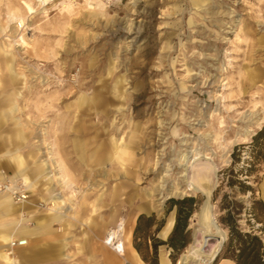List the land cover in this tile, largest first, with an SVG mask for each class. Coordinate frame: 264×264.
<instances>
[{
	"label": "rangeland",
	"instance_id": "1",
	"mask_svg": "<svg viewBox=\"0 0 264 264\" xmlns=\"http://www.w3.org/2000/svg\"><path fill=\"white\" fill-rule=\"evenodd\" d=\"M73 1L75 6L67 10L60 4L42 10L36 0H0V112L7 111L4 95L12 92L16 106L8 113L19 119L25 137L15 136L16 124L9 117L2 119L1 179L22 176L12 177V163L3 154L7 148L19 147L31 166L48 155L50 161L49 147L53 151L56 145L73 188L80 190L73 194V188L53 180L48 192V182L31 172L36 187L26 189L25 203L12 201L21 207L7 217L31 227L35 218L50 212V197L59 195L69 198L61 208L66 221L51 223L57 238L47 241L56 248L45 260L23 262L17 257L14 264H101L94 252L105 230L99 228L98 217L86 223L78 203L82 193L90 200L99 189L109 192L115 186L122 190L121 202L102 211L118 209L120 217L131 220L135 215L129 220L132 245L137 217L155 216L151 227L142 220L137 239L142 247L149 246V261L151 244L170 234L159 233L170 214L175 219L171 198L195 200L189 241L175 264L199 244L208 218L212 238L221 242L224 237L225 244L228 229L218 219L217 198L222 196L242 208L239 227L264 239V136L252 142L264 126V0ZM9 11L23 18L27 30L15 27L18 17L10 21ZM21 35L28 45L20 43ZM80 96L93 104L80 105ZM98 142L117 159L103 167V176L100 167L80 173L83 162L72 149L83 154ZM16 159L25 164L22 157ZM55 164L50 161L54 174ZM113 166L121 167L125 178L111 176ZM236 179L250 184L253 195L241 191ZM15 182L21 184L20 179ZM147 202L149 212L135 211ZM212 240L205 250H211ZM221 248L209 264H233L223 258ZM169 252L159 245L156 264L161 258L172 264ZM189 258L187 264L192 263Z\"/></svg>",
	"mask_w": 264,
	"mask_h": 264
},
{
	"label": "crops",
	"instance_id": "2",
	"mask_svg": "<svg viewBox=\"0 0 264 264\" xmlns=\"http://www.w3.org/2000/svg\"><path fill=\"white\" fill-rule=\"evenodd\" d=\"M4 96H5L4 99L6 102L3 104V106L6 107L7 111L2 110V112H0V122L2 121V119L8 120V117H9L16 124V130L14 131V133L16 134L15 136L19 139H24L25 137L23 136L22 129L19 125V119L15 118L9 114V113H12L15 111V106H16L15 95L12 92H8ZM8 111H9V113H8ZM98 143H99V145H97L93 148L91 146L88 147V150L83 152V154L76 151V150H73L71 148L74 156L76 158L77 157L81 158V160L83 162V167L81 168L80 173L83 170H85V168H87L90 171V173H91V171L98 172V170H96V168L100 167L101 170H99V171H100V174L103 176L105 174L103 167L107 163H113L115 158L117 159V156H115V154L113 152H109L108 150H105L100 145V142H98ZM46 153H47V150H46ZM3 154L6 155L8 160L12 163V168L14 170V174L12 177H14L16 174H22V176H15L14 178L16 180L17 179L23 180L22 177L26 176L31 181V183L36 187L37 178L36 177L34 178L32 173L37 174L38 177H40V178H42L48 182V185L45 187L48 190V192L52 188L51 182L53 180L57 181L53 177V174L56 171V169L53 170L51 168L50 161H49V155H48V159L44 158V159H41L39 161L35 160V161H33V165L29 166L27 164L26 157L21 153L20 148L17 146H13L12 148H7L3 152ZM79 154L81 156H79ZM88 154L91 155V157H92L91 162H89V163L87 162L88 161ZM18 157H22V159L25 161V164H23V166H22L23 169L21 172L18 171V168L16 167L15 162H14V160ZM52 157H54V159H56V160H58V159L64 160V158L62 157V154H60V150H57L56 145L53 146ZM64 164L66 165L67 174H68V177L70 178L69 181H70V183L73 184V182H71L72 181L71 177H70L71 175H69V174H71L69 171L70 169H69L68 165L66 164V162ZM118 165H120V164H118ZM120 166H122V165H120ZM112 169L113 170L110 173L111 176H117L118 175V176L125 178V176L122 175L120 172L121 167L113 166ZM2 176H4V175H0V179L2 178ZM64 186H66V185H64ZM70 187L71 186H69L67 188H70ZM34 188H30V190L34 189ZM99 190L100 191L98 193H96L94 195V197L91 198L90 200L88 199V195L83 194L82 193L83 191H82L81 192L82 194L80 195V200L78 203V208H79L78 210H79L80 214H84L86 216L84 218L86 223H92L94 221V217L99 218V224H100L99 228L105 230V233L103 234V237H104V235L106 234V232L109 229H112V228L117 226L121 217L119 216L120 213H119L118 209L109 210L108 213H104V211H102L103 207L104 206L106 207V206L110 205V203H113L115 201L121 202L119 199V196L122 193V190L120 187H117V186L112 188L109 192H106L105 189H103V188L99 189ZM69 197H71V196H69ZM130 198H132V196H129V199ZM50 200H54L57 203V206H55L54 211L48 212L47 214H45L43 216L35 218L36 223L34 224L33 228L17 225V220L10 218V217H7L11 214H14L18 209H20L21 205L19 207H16L13 204H11L10 208L6 209V210H3L0 207V233L5 232V231L9 232V233L12 232L15 234H13L11 238L25 237L27 239V244L25 246L18 248L16 252L13 251V253H12L13 262L11 264L15 263V261L17 260V257L21 258V260L23 262H33V261L45 260L44 257H46V253H48V251L51 252L56 248L54 245H52L51 243H49L47 241L48 238L49 239L53 238L54 240L57 238L56 233L51 231V230H53L51 223L52 222H60L61 223V222L66 221V218H65L66 216L61 211V208H62V206L68 204L69 198H68V196L64 197V196L55 195L53 198L50 197ZM135 209H136L135 210L136 212H142V211L143 212L144 211L149 212L151 209V205L148 204V202L147 203H141L139 205H136ZM122 218L124 220L125 230L127 228L129 230V236H130L129 247L125 248V246H124L123 251L121 253V256H119L117 253L110 250L103 243V240H102V242H101L102 244H101L100 248H98L94 252V254H97L101 258V264H145L141 260L137 251L134 249V247L131 243V228H132V226L129 224V220H131V219L130 218H124V217H122ZM134 219H135V215L132 217L131 221L133 222ZM173 221H174L173 214H170L166 223L164 224V226L160 230L159 234L162 237H165L168 234L169 230L171 229V227L173 225ZM31 237H35V238H33V240H29V238H31ZM103 237H102V239H103ZM122 242H124V235H123ZM2 247L0 245L1 249H2ZM182 257L184 258V254L181 255V258ZM181 258L179 259V264H183L181 261ZM229 262L230 261L225 260L220 264H231ZM165 263H166L165 259L161 258L160 264H165Z\"/></svg>",
	"mask_w": 264,
	"mask_h": 264
},
{
	"label": "trees",
	"instance_id": "3",
	"mask_svg": "<svg viewBox=\"0 0 264 264\" xmlns=\"http://www.w3.org/2000/svg\"><path fill=\"white\" fill-rule=\"evenodd\" d=\"M262 136H264V126L253 136L252 142H257ZM236 182L239 183V189L241 191L249 190V192L252 193L251 195H253L254 188L246 183L245 180L236 179ZM215 198L216 193L213 195V199ZM217 200L218 209L221 212L218 218L219 222L228 229V239L221 248V251H223V258L232 260L233 264H264V239L253 231H243L239 227L238 218L241 215L242 208L236 204L234 199L230 198V200H228L226 196L217 198ZM169 202L170 208H175L174 224L165 241L158 240L151 244L152 261H149L145 256L146 250L149 251V246L146 244V246L142 247L141 244L137 242V239L139 238L138 234L141 229L142 220L146 219L148 221L147 225L151 227L154 224L155 216L151 215L146 217L140 214L137 217L133 232V247L147 264H156L157 248L162 244L166 245L170 250L169 257L172 264H175L179 254L189 241L188 220L195 209L194 197L185 196L182 198H171ZM156 223L155 230L158 231L163 224V220ZM259 230L262 229L260 228ZM218 256L219 255H217V257Z\"/></svg>",
	"mask_w": 264,
	"mask_h": 264
},
{
	"label": "bare ground",
	"instance_id": "4",
	"mask_svg": "<svg viewBox=\"0 0 264 264\" xmlns=\"http://www.w3.org/2000/svg\"><path fill=\"white\" fill-rule=\"evenodd\" d=\"M86 0H84L85 2ZM88 1V0H87ZM94 2V0H91ZM99 1V0H97ZM195 2L197 0H194ZM42 2L43 0H36V4L37 6L40 8V6L42 5ZM100 2V1H99ZM75 2L72 1V0H64L60 3L59 5V8L61 7V10H67L69 7H74L75 6ZM27 10H29V13L32 14L34 13L35 9H34V6H32L31 4L27 3ZM40 5V6H39ZM43 6V5H42ZM46 7H41L42 10H44ZM10 12V11H9ZM16 16L14 14V12H10V15L8 16L9 20L12 21L13 19H15ZM7 18V19H8ZM16 22V25L15 27H23L24 26V23H23V18L22 17H18L17 20L15 21ZM26 24V23H25ZM25 27V26H24ZM29 27V26H28ZM25 29L27 30V28L25 27ZM20 34V33H19ZM29 36V34H28ZM22 43L23 45H28L29 43L27 42V38L24 36V35H21L19 38H18ZM11 45V44H10ZM20 46V45H19ZM22 46V45H21ZM30 46V45H29ZM29 48V47H28ZM3 50L5 52L8 53V51L10 50V47L8 48L7 45H4V48ZM243 81V80H242ZM92 100V99H91ZM88 97H85V96H80L79 97V104L80 105H87V104H93V102L91 101ZM263 119V118H262ZM121 140V139H120ZM52 152L51 151V147H49V150H48V153L51 155L50 156V161H51V164L54 165L55 164V167H57V173L53 175V177L57 180V182H59L60 184H63V185H66L67 187L71 186L72 188L74 187L72 183H70L69 181V177H68V174H67V168H66V165L62 162L61 159H54V157H52ZM89 159L91 160L92 157L91 155H89ZM16 163L18 165V171L21 172L22 171V161L19 160V159H16ZM70 175V174H69ZM24 182L22 180H20L21 184L23 186H25L26 189H29L30 188H33L32 186V183L31 181L27 178V177H22ZM11 181L15 182L16 179H12L10 178ZM72 182V181H71ZM70 187V189H71ZM64 188V187H63ZM80 190H76L75 188H73L72 192L73 194H75L76 192H79ZM101 199V198H100ZM209 199V198H208ZM52 202V206L51 207H47V210H49L50 212H53L54 209H55V206H57V204H55V201L54 200H50ZM11 204H13L10 196L7 194V193H4V194H1L0 196V207L3 209V210H6V209H9ZM96 205V204H95ZM92 209V208H91ZM22 213H20L21 215ZM213 222V221H212ZM215 225V224H214ZM22 226V225H21ZM26 226V225H25ZM28 227V226H27ZM33 226L29 227V228H33ZM209 227H211V221L210 219L208 218L207 219V222L205 224V227L203 229V232H202V235H201V239L199 240V244L198 245H192L190 247V251H189V254L187 255H184V258L182 260V263L183 264H186L187 263V256L191 257L189 259L192 260V263L191 264H209L210 260L211 262L216 258L217 254L219 253L220 251V248L222 246V243H223V240H224V237L223 239L221 240L220 242V239L217 238L216 236H214V239L212 238V234L209 230ZM201 233V232H200ZM15 234V233H12V232H2L0 234V241L2 242L1 247L2 249L0 248V260L4 263V264H10L13 262V257H12V253L13 251H7V248H9V243L14 240V239H17V240H24L22 242H25V245L27 244V239L25 237H18V238H11L12 235ZM123 235H124V242H122V239H123ZM11 238V239H10ZM129 230L128 228L125 230V227H124V220L123 218L121 217L117 226L112 228V229H109L106 234L104 235L103 237V243L110 249L112 250L113 252L117 253L119 256H121V253L123 251V248L125 246V248H128L129 247ZM199 238V237H198ZM210 239L214 240V243L211 248L210 251H207L205 250L206 247H207V242L208 240L210 241ZM196 240V239H195ZM212 240V241H213ZM196 243V242H195ZM210 246V247H211ZM210 262V263H211ZM230 263V262H229Z\"/></svg>",
	"mask_w": 264,
	"mask_h": 264
},
{
	"label": "built area",
	"instance_id": "5",
	"mask_svg": "<svg viewBox=\"0 0 264 264\" xmlns=\"http://www.w3.org/2000/svg\"><path fill=\"white\" fill-rule=\"evenodd\" d=\"M62 1L64 0H43L42 2L43 6L42 5L39 6L41 8V7H47L49 5H55V4L58 5ZM103 1L110 3L111 0H103ZM0 193H7L15 204H22L28 200V193L25 186L11 181L10 178L0 179ZM22 241L24 240H17V239L12 240L9 243V248L24 246L25 242Z\"/></svg>",
	"mask_w": 264,
	"mask_h": 264
},
{
	"label": "water",
	"instance_id": "6",
	"mask_svg": "<svg viewBox=\"0 0 264 264\" xmlns=\"http://www.w3.org/2000/svg\"><path fill=\"white\" fill-rule=\"evenodd\" d=\"M215 223H216V221H215ZM173 224H174V221H173ZM172 227H173V225H172ZM172 227H171V229H172ZM171 229L169 230L168 234L170 233ZM168 234H167V235H168ZM167 235H166V236H167ZM194 235H195V233H194ZM166 236H165V237H166ZM182 259H183V257L181 258V261H182Z\"/></svg>",
	"mask_w": 264,
	"mask_h": 264
}]
</instances>
